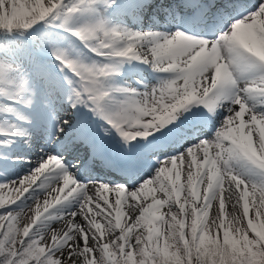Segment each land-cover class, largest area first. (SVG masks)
Returning <instances> with one entry per match:
<instances>
[{"label":"snow or ice","instance_id":"6c2138e0","mask_svg":"<svg viewBox=\"0 0 264 264\" xmlns=\"http://www.w3.org/2000/svg\"><path fill=\"white\" fill-rule=\"evenodd\" d=\"M0 264H264V0H0Z\"/></svg>","mask_w":264,"mask_h":264},{"label":"bare ground","instance_id":"6f19581e","mask_svg":"<svg viewBox=\"0 0 264 264\" xmlns=\"http://www.w3.org/2000/svg\"><path fill=\"white\" fill-rule=\"evenodd\" d=\"M114 175V174H113ZM114 179H116V180H118V181H121L122 182V180H121V178L120 177H118V176H115L114 175ZM109 198L111 199L112 198V194H109ZM129 203H133L132 201H129ZM126 211H128V209L126 208ZM101 222H103V221H101Z\"/></svg>","mask_w":264,"mask_h":264},{"label":"rangeland","instance_id":"374dc122","mask_svg":"<svg viewBox=\"0 0 264 264\" xmlns=\"http://www.w3.org/2000/svg\"><path fill=\"white\" fill-rule=\"evenodd\" d=\"M134 203V201H132ZM126 210V209H125Z\"/></svg>","mask_w":264,"mask_h":264}]
</instances>
